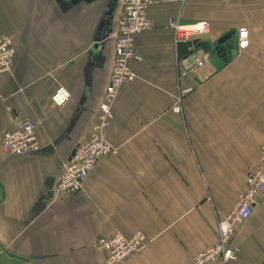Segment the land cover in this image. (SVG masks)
<instances>
[{"label": "crops", "instance_id": "1", "mask_svg": "<svg viewBox=\"0 0 264 264\" xmlns=\"http://www.w3.org/2000/svg\"><path fill=\"white\" fill-rule=\"evenodd\" d=\"M120 12L119 0L66 11L55 0H0V35L14 48L10 72L0 76V264H105L96 241L137 231L147 245L121 264H194L257 169L264 0H154V26L134 41L136 78L119 88L106 130L118 154L100 159L81 191L55 192L97 121ZM202 20L208 34L175 41L171 21ZM242 27L248 45L239 50ZM58 87L70 93L61 107L51 101ZM182 91L177 113L171 107ZM23 120L35 126L40 149L9 155L2 136ZM229 246L238 250L231 264H264V190Z\"/></svg>", "mask_w": 264, "mask_h": 264}, {"label": "built area", "instance_id": "2", "mask_svg": "<svg viewBox=\"0 0 264 264\" xmlns=\"http://www.w3.org/2000/svg\"><path fill=\"white\" fill-rule=\"evenodd\" d=\"M121 12L117 20L115 32L114 58L108 83L105 87L104 97L99 105L96 123L92 126V132L88 140L75 146L69 160L64 165L57 178L55 192L67 195L79 192L83 189L84 181L97 162L105 157H113L118 154V146L107 137L106 130L112 117V106L122 84L131 82L136 74L130 66L131 60L139 59L135 49V37L153 28L154 23L149 16V7L154 0H119ZM169 27L172 30L175 41H185L192 36L208 34L210 23L202 20L195 23L182 25L177 21H171ZM248 45V30L244 27L237 31V47L243 50ZM14 48L12 39L8 35H0V76L10 72ZM204 58L192 63V69L203 64ZM180 71L179 77L185 75ZM180 92L171 109L181 112ZM70 93L64 87H58L51 96L54 105L61 107L69 99ZM3 151L9 155L25 156L39 151L35 126L28 120L16 121L13 130L4 132L1 139ZM257 169L246 177V190L239 195L232 210L217 221V238L215 243L198 253L194 257V264H231L237 257V248L229 246L236 227L248 219L252 213V207L256 196L264 190V141L260 146ZM96 248L106 251L105 264H121L135 254L140 253L147 245V238L141 231L126 237L117 232L111 237H101L96 243ZM2 248L0 247V253Z\"/></svg>", "mask_w": 264, "mask_h": 264}, {"label": "water", "instance_id": "3", "mask_svg": "<svg viewBox=\"0 0 264 264\" xmlns=\"http://www.w3.org/2000/svg\"><path fill=\"white\" fill-rule=\"evenodd\" d=\"M58 4L59 7L63 10L66 11L68 9H70L72 6L80 3V2H85V3H90L96 0H55ZM230 37V35H225L224 37H222L221 39H219L218 41V46L220 44H223L228 38ZM204 52V51H203ZM222 56L225 57L226 53L222 51Z\"/></svg>", "mask_w": 264, "mask_h": 264}]
</instances>
